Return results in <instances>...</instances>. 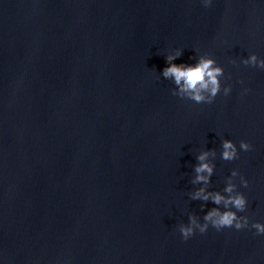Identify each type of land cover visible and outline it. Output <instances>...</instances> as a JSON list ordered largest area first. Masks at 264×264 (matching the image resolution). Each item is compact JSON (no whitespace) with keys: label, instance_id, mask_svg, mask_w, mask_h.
<instances>
[{"label":"clouds","instance_id":"1","mask_svg":"<svg viewBox=\"0 0 264 264\" xmlns=\"http://www.w3.org/2000/svg\"><path fill=\"white\" fill-rule=\"evenodd\" d=\"M204 7L212 5L213 0H200ZM181 48H172L164 54L165 66L159 72V78L172 83V95L182 100H189L195 104H212L216 97L222 94L228 97L232 92V85L223 82L225 80L224 68L220 66L216 59L208 52L198 53L196 49L194 56H190L188 62L176 63L175 61L183 55ZM231 64L236 65L237 60L231 59ZM239 63L252 68L264 70V57L258 56L255 52H249L246 57H242ZM226 79H231L227 77ZM238 83L243 84L240 80ZM250 91L244 87L241 95ZM252 144L241 139L238 143L231 139H221L219 158L223 161L231 162L239 158L240 152L252 150ZM217 152L215 149H205L195 155L196 163L192 165V176L190 184L192 190L187 192L190 201H201L200 211L203 216L189 212L187 223L178 225V232L182 240L187 241L197 232L204 234L211 227L217 232L223 229H233L240 231L247 229L256 236H264V222L250 220L246 214L249 202L239 187L247 188L249 181L233 168L224 180L221 189L212 188V177L215 173V159ZM214 205L208 208V203ZM207 208V211L205 209ZM0 264L3 260L0 259Z\"/></svg>","mask_w":264,"mask_h":264}]
</instances>
